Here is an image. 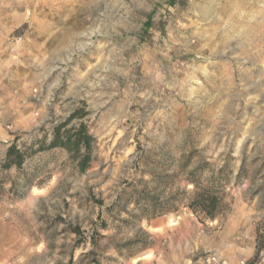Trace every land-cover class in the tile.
Returning a JSON list of instances; mask_svg holds the SVG:
<instances>
[{"label":"rangeland","instance_id":"rangeland-1","mask_svg":"<svg viewBox=\"0 0 264 264\" xmlns=\"http://www.w3.org/2000/svg\"><path fill=\"white\" fill-rule=\"evenodd\" d=\"M0 61L54 72L18 146L94 137L87 173L0 168V264H264V0H0Z\"/></svg>","mask_w":264,"mask_h":264},{"label":"crops","instance_id":"crops-1","mask_svg":"<svg viewBox=\"0 0 264 264\" xmlns=\"http://www.w3.org/2000/svg\"><path fill=\"white\" fill-rule=\"evenodd\" d=\"M20 66L19 63L0 61V168L18 135L36 131L48 117L45 104L38 105L33 102V90L52 76L53 69L35 65L36 67L27 70ZM34 84V88L30 91V86ZM49 86L50 91L53 90V87ZM70 164V153L62 148H55L28 158L21 171L14 167L10 173L28 172L38 180H42L46 176H54L60 167ZM41 186L43 191L47 184L41 181ZM35 188L41 189L39 186H32L31 197Z\"/></svg>","mask_w":264,"mask_h":264},{"label":"trees","instance_id":"trees-1","mask_svg":"<svg viewBox=\"0 0 264 264\" xmlns=\"http://www.w3.org/2000/svg\"><path fill=\"white\" fill-rule=\"evenodd\" d=\"M78 116L79 113L75 112L66 121L56 124L53 128L54 138L49 144L45 141H39L21 148L17 144L19 140V137H17L15 143L8 150L2 169L9 170L15 167L18 171H21L28 158L40 152L62 148L70 153L71 161L77 164L80 172L87 173L91 169V162L94 159L92 150L94 137L89 134L83 124L79 127H69ZM193 183L197 188L199 183ZM220 202L221 199L216 194H213L210 189H206L197 194L189 208L194 214L200 213L209 219H215Z\"/></svg>","mask_w":264,"mask_h":264},{"label":"built area","instance_id":"built-area-1","mask_svg":"<svg viewBox=\"0 0 264 264\" xmlns=\"http://www.w3.org/2000/svg\"><path fill=\"white\" fill-rule=\"evenodd\" d=\"M43 100L42 98V90L36 89L34 91V102L37 103H41ZM217 258L215 257H209L207 258V260L205 261L206 264H216ZM220 263V262H217ZM223 264H225V262H223Z\"/></svg>","mask_w":264,"mask_h":264}]
</instances>
